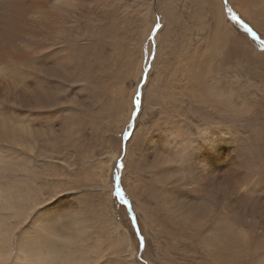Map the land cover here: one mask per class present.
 <instances>
[{
	"label": "rangeland",
	"instance_id": "obj_1",
	"mask_svg": "<svg viewBox=\"0 0 264 264\" xmlns=\"http://www.w3.org/2000/svg\"><path fill=\"white\" fill-rule=\"evenodd\" d=\"M107 2L116 13L102 12L109 18L103 17L105 24L96 28H105L107 33H101L98 39L82 38L79 44L86 47L97 42V52L105 53L101 57L104 68H95L88 83L51 84L44 80L51 84L46 87L50 107L36 109L28 91L15 83L18 81H0V119L23 122L30 131L15 132L14 139L0 135V264H28L27 255L34 256L38 264H210L198 240L175 244L145 227L124 173L133 133H140V128L148 124L149 139L163 137L162 119L173 113L175 105L174 109L182 113L176 121L182 135L195 134V127L202 122L236 128L243 153L249 155L243 157L247 169L253 176L264 177V134H258L259 128H264V51L258 41L228 18V10L251 27L260 41H264V15L253 13L249 19L233 0H219L225 30L227 26L222 32L217 31L212 7L204 0ZM96 15L101 16L100 11ZM157 24L159 29L149 39ZM227 36L230 39L225 42ZM26 74L21 79L26 80ZM195 82L200 84V93L193 91L197 98L176 95L183 84ZM32 88L39 91L40 86ZM138 91L141 106L133 119L132 101ZM109 103H116L118 109L109 111ZM100 109L104 114L100 115ZM125 116L127 122L117 133L115 127ZM125 132L129 133L127 140ZM104 139L108 146L103 144ZM162 151H169L167 144ZM133 154L140 172L148 171L156 161V155L146 151L144 145L139 144ZM119 162L123 168L117 171ZM117 175L131 212L113 195ZM185 206L171 216L178 219L195 214V218L207 208L192 206L194 209L185 210ZM133 216L136 228L132 226ZM46 226L54 234L45 233L42 229ZM137 229L144 238L142 251ZM47 246L57 256L54 263L44 260ZM21 254L25 259L19 261Z\"/></svg>",
	"mask_w": 264,
	"mask_h": 264
},
{
	"label": "bare ground",
	"instance_id": "obj_2",
	"mask_svg": "<svg viewBox=\"0 0 264 264\" xmlns=\"http://www.w3.org/2000/svg\"><path fill=\"white\" fill-rule=\"evenodd\" d=\"M107 1L0 0V81L5 79L18 81L15 83H18L17 85L23 91H28L30 97L33 98L32 100L35 101L32 103L36 105L34 106L36 109L50 107V104L47 103L49 96L48 91H46V87L50 83L66 82V85L70 82L74 84L83 83L84 85L88 83L93 78L91 73H94L95 68L99 71L104 68L101 57L105 53L97 52V42L95 46L79 47V44L82 38L86 40L98 39L101 33L103 35L107 33L105 28L104 30L96 29L97 26L104 23L103 17L105 16L102 15V12L105 15L116 11L112 4ZM204 3L212 7L217 31L219 29L222 32L226 31L227 26L225 30L224 13L222 14L223 10L219 0H204ZM233 3L249 19L253 13L255 16L261 15L260 17L264 15V0H233ZM99 4L102 8L99 7ZM98 11H100L101 16L96 15ZM107 31L109 32V30ZM217 33L219 36V32ZM226 35L227 32H225ZM228 37L230 36L225 37L226 39L223 38L225 42L230 39ZM24 74L29 76L28 78L25 76L24 79L26 80L21 79ZM194 78L198 77L194 76ZM44 80H48L50 83H44ZM190 81H186L187 84L192 83ZM196 82L189 86L183 84L176 95L197 98L193 91L200 93V84ZM33 85L40 86L39 91L33 90ZM213 91L215 92V90ZM31 98L29 99L31 100ZM93 102L94 100L91 103ZM175 106L173 107L175 108ZM174 108L171 115H164L162 119V127L160 128L166 132L163 137L149 139L150 137L147 136L150 132L148 124H144L145 128H140V133L138 130L134 131L126 151V172L124 173L127 181H129L130 194L135 199L137 198L135 208L139 212L145 227H149L148 229L153 230L154 234L158 236L160 234L161 237L164 236L175 244L188 239L198 240L201 250L208 254L207 259L210 264H264V240H262L264 239V177L261 175L253 176L250 169H247L244 158H248L249 155L243 153L241 136L237 135L238 132L235 133L234 129L236 128L233 129L226 124L214 126L209 122L198 124L199 126L195 127V134L190 132L188 134L187 132V134L182 135L181 130H178V123L180 122H176L177 117H181L182 113L179 112V109ZM213 108L215 107L213 106ZM111 109H118L116 103L115 105L110 104L109 111ZM129 110L130 106L128 113ZM149 110L151 111V108ZM101 111L100 109V115L104 114V109ZM196 111L194 112L196 113ZM208 115H211L210 112ZM152 117L153 113L150 114L149 119ZM184 117L186 118V116ZM122 120L120 125L115 127L117 133L125 126L127 116ZM144 120L147 121L145 117ZM10 121L0 119L1 136L9 137L15 132L29 134L30 131L28 132L26 124L17 121V123H12L14 120ZM153 125L155 126V122L154 124L153 122L150 123L152 128ZM259 129L258 134L263 136L264 128ZM253 135V137L256 136ZM203 136H207L211 140L213 144L211 149L202 143L201 138ZM12 137L14 139L15 136ZM105 141L106 139L102 142L106 146L107 141ZM139 144L140 146L144 145L146 151L153 156L156 155V161L149 166L146 172L142 169L140 172V167L134 160L135 154L133 153ZM165 144L169 150L166 153L162 151ZM139 154L141 153L139 152ZM185 204L187 205L185 210H190L192 206H204L205 208L207 206V208L202 211V214L197 210L199 214L195 218V214L193 217L189 214H180L178 219L171 216L172 212H179L181 208L183 209ZM216 215H220L222 218L219 223L213 225L212 221ZM42 230H45V233H53L49 230V226L43 227ZM45 254V262L49 263L50 260L51 263H54L57 256L49 250L48 246ZM132 255L130 256L132 257ZM31 256L27 255V263L38 264L34 260V256ZM39 256L43 257V255ZM21 259H25L22 254L18 260ZM62 264L70 263L64 262Z\"/></svg>",
	"mask_w": 264,
	"mask_h": 264
},
{
	"label": "snow or ice",
	"instance_id": "obj_3",
	"mask_svg": "<svg viewBox=\"0 0 264 264\" xmlns=\"http://www.w3.org/2000/svg\"><path fill=\"white\" fill-rule=\"evenodd\" d=\"M228 18L234 23L239 25L244 32H246L253 40L258 41L259 42V47L261 48L262 51H264V41H260L259 37L257 36L256 32L253 31V29L251 27H249L246 23H244L243 21H241V19L231 10H228ZM159 29V24H157L156 28H153L152 30V35L149 37V39H153L156 31ZM147 71V70H146ZM133 107H134V111L132 113V118L135 119L136 115L138 114V112L140 111V106H141V99H140V93L139 91L135 94L134 98H133ZM129 127L131 128L132 125L130 124ZM129 138V133L125 132L124 133V139L127 140ZM202 143L204 144L205 147L211 149L213 147V144L211 142V140L209 139V137L207 136H203L201 138ZM117 171H119V169L123 168V163L119 162L115 165ZM116 183L114 185V192L113 195L115 196L116 200L121 204V205H125L129 207V212H131V208L129 205V202L125 199L124 193L120 187V177L117 175L115 177ZM212 214V213H210ZM222 217L220 215H216L215 219L212 221L213 225H215L216 223H219L220 219ZM132 226L133 228H136V219L135 216L132 217ZM137 238L139 240V247L140 250L142 251L144 248V238L139 234V231L137 229L136 232Z\"/></svg>",
	"mask_w": 264,
	"mask_h": 264
}]
</instances>
